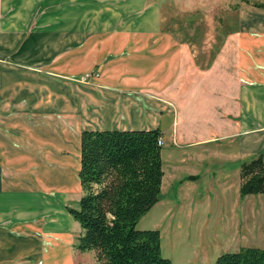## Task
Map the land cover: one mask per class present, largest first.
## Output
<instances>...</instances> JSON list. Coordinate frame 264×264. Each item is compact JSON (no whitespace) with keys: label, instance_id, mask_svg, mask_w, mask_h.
Returning a JSON list of instances; mask_svg holds the SVG:
<instances>
[{"label":"crops","instance_id":"obj_1","mask_svg":"<svg viewBox=\"0 0 264 264\" xmlns=\"http://www.w3.org/2000/svg\"><path fill=\"white\" fill-rule=\"evenodd\" d=\"M50 1L0 0V264L95 257L74 246L81 228L68 211L82 194L84 129L159 128L158 225L173 210L264 203V193L239 191L242 161L264 157V32L240 33L237 74L221 90L217 117L216 83L201 89L193 73L184 88L175 74L180 62L169 52L177 47L160 31L154 0ZM230 174L238 187L223 203ZM244 220L245 231L264 233V219ZM256 239L234 250L264 248ZM197 247L203 264L231 250L222 245L210 256Z\"/></svg>","mask_w":264,"mask_h":264},{"label":"trees","instance_id":"obj_2","mask_svg":"<svg viewBox=\"0 0 264 264\" xmlns=\"http://www.w3.org/2000/svg\"><path fill=\"white\" fill-rule=\"evenodd\" d=\"M263 7V0H237ZM159 128L84 129L80 133L82 194L68 206L81 231L74 246L93 250V264H172L161 253L159 229L139 228L158 200L163 175ZM241 195L264 193L262 152L240 165ZM213 264H264V248L241 246L220 253Z\"/></svg>","mask_w":264,"mask_h":264},{"label":"rangeland","instance_id":"obj_3","mask_svg":"<svg viewBox=\"0 0 264 264\" xmlns=\"http://www.w3.org/2000/svg\"><path fill=\"white\" fill-rule=\"evenodd\" d=\"M153 2L159 10L160 31L167 32L171 44L177 47V50L169 52L170 58L180 62L175 74L181 76L184 88L191 81L186 75H197L196 81L200 83L201 89L205 88L209 80L216 83L215 114L217 117L223 116L224 99L221 90L231 80L233 82L237 74L240 33L248 32L252 37L253 35L261 37L264 32V27L260 28L264 23V9L243 2L238 3L237 0ZM56 11L59 13V8ZM193 73L195 75H192ZM176 85L174 82L173 86ZM212 111L213 108L211 113ZM219 139L217 138L221 141ZM160 145H163V140ZM225 183H229V186L222 192L225 197L223 203H228L237 191V174H230ZM68 205L74 206L73 201L69 200ZM158 209L159 207H151L140 217L137 226L142 229H159L161 253L170 258L172 264H203L195 257L198 245L200 247L206 245L209 250L206 253L211 256L215 250L229 248L230 251H235L234 248L240 244L258 243L256 238H264L263 232L257 235L256 231L250 229L245 231L243 227L246 213L263 221L264 203L256 202L248 206H196L192 212H186L184 209L176 212L173 210L164 217L160 225ZM171 216V225L167 226L166 221H170ZM222 245L224 248H220ZM215 256H212L210 263L214 261ZM83 258V264L95 262V257L92 258L91 253H85Z\"/></svg>","mask_w":264,"mask_h":264},{"label":"built area","instance_id":"obj_4","mask_svg":"<svg viewBox=\"0 0 264 264\" xmlns=\"http://www.w3.org/2000/svg\"><path fill=\"white\" fill-rule=\"evenodd\" d=\"M88 75H89V73H86L84 76L86 77V76H88ZM158 143H159V144L162 143V139H161V138L158 139Z\"/></svg>","mask_w":264,"mask_h":264},{"label":"bare ground","instance_id":"obj_5","mask_svg":"<svg viewBox=\"0 0 264 264\" xmlns=\"http://www.w3.org/2000/svg\"><path fill=\"white\" fill-rule=\"evenodd\" d=\"M56 243V242H55ZM67 249V248H66ZM68 251V250H67ZM67 255V254H66ZM68 256V255H67ZM64 262V259H62L61 263L60 264H63ZM59 263V262H58ZM65 263V262H64Z\"/></svg>","mask_w":264,"mask_h":264}]
</instances>
